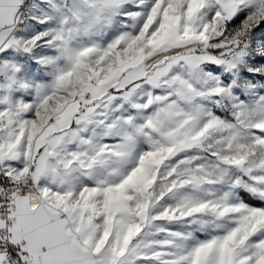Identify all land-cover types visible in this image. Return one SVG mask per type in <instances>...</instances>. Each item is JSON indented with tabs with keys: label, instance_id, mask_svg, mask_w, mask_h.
<instances>
[{
	"label": "snow or ice",
	"instance_id": "1",
	"mask_svg": "<svg viewBox=\"0 0 264 264\" xmlns=\"http://www.w3.org/2000/svg\"><path fill=\"white\" fill-rule=\"evenodd\" d=\"M0 264H264V0H0Z\"/></svg>",
	"mask_w": 264,
	"mask_h": 264
},
{
	"label": "rangeland",
	"instance_id": "2",
	"mask_svg": "<svg viewBox=\"0 0 264 264\" xmlns=\"http://www.w3.org/2000/svg\"><path fill=\"white\" fill-rule=\"evenodd\" d=\"M255 203V201H253Z\"/></svg>",
	"mask_w": 264,
	"mask_h": 264
}]
</instances>
